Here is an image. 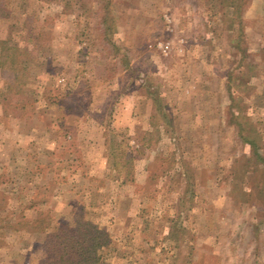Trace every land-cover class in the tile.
Returning <instances> with one entry per match:
<instances>
[{
    "label": "rangeland",
    "instance_id": "374dc122",
    "mask_svg": "<svg viewBox=\"0 0 264 264\" xmlns=\"http://www.w3.org/2000/svg\"><path fill=\"white\" fill-rule=\"evenodd\" d=\"M258 154L264 0H0V264H264Z\"/></svg>",
    "mask_w": 264,
    "mask_h": 264
},
{
    "label": "trees",
    "instance_id": "16d2710c",
    "mask_svg": "<svg viewBox=\"0 0 264 264\" xmlns=\"http://www.w3.org/2000/svg\"><path fill=\"white\" fill-rule=\"evenodd\" d=\"M257 159L264 163V155ZM75 231L69 225L59 227L47 239L45 264H101L104 250L111 245L109 234L90 222H81Z\"/></svg>",
    "mask_w": 264,
    "mask_h": 264
}]
</instances>
